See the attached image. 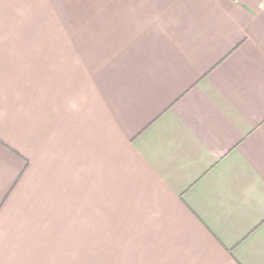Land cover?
I'll list each match as a JSON object with an SVG mask.
<instances>
[{"label":"crops","instance_id":"0c3cea01","mask_svg":"<svg viewBox=\"0 0 264 264\" xmlns=\"http://www.w3.org/2000/svg\"><path fill=\"white\" fill-rule=\"evenodd\" d=\"M0 264H264V0H0Z\"/></svg>","mask_w":264,"mask_h":264},{"label":"built area","instance_id":"2783aa9c","mask_svg":"<svg viewBox=\"0 0 264 264\" xmlns=\"http://www.w3.org/2000/svg\"><path fill=\"white\" fill-rule=\"evenodd\" d=\"M234 1H238V0H234Z\"/></svg>","mask_w":264,"mask_h":264}]
</instances>
